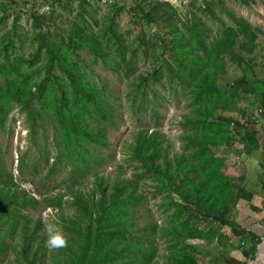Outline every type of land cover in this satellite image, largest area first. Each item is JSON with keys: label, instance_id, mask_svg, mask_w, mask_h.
Segmentation results:
<instances>
[{"label": "trees", "instance_id": "16d2710c", "mask_svg": "<svg viewBox=\"0 0 264 264\" xmlns=\"http://www.w3.org/2000/svg\"><path fill=\"white\" fill-rule=\"evenodd\" d=\"M94 1L80 0V16L83 17L87 7H97L101 2ZM235 1L249 6L253 0ZM147 4L151 7L147 8ZM113 6L115 16L108 18V23L98 37L86 31V22L82 19L81 24L76 21L70 23V37L61 41L49 38L43 30L42 23L47 21V16L38 9L33 11L32 24L37 28L34 39L36 46L29 56L21 53L12 55L9 51L15 45L16 20L12 28L1 36V125L5 117L2 109L16 103L27 120V134L36 141L38 130L35 127L41 125L39 121H43L44 117H48L53 126V146L57 157L64 158L74 168L95 161L93 153L108 147L109 130L116 124V113L108 99L106 87L99 85L79 67L77 50L87 51L102 62L109 56L101 47L114 53L112 59L119 62H131L135 53L133 51L130 56L127 55L124 37L115 29L116 17L122 11L115 4ZM166 6L177 14L170 2L161 0L136 4L132 12L153 25L159 24L156 21L161 20L170 31L171 39L167 42L163 38L158 50L160 55H168L164 66L169 85L181 89L188 99L186 105L189 110L182 114L179 124L185 128L181 137L184 146L190 147L188 156L193 160H187L185 152L171 149L161 136L162 132L156 128L152 132L148 129L135 131L133 141L128 145V153L130 159L138 163L144 172L162 182L159 188L168 189L166 204L176 208L173 215L182 219V212L186 211L200 223L210 226L208 230L201 231L182 219V225L173 226L171 233L177 234L185 242L211 240L215 234L211 226L223 221L226 226L234 227L233 208L241 198H249L244 189L234 182L235 169L227 165V156L224 154L234 146H243L248 152L264 150V141H259L260 134L264 132L263 127L259 130L264 118L263 108H260L259 117L251 115L253 119L249 118V111L238 105L244 85L238 80L229 81L223 86L219 84L220 78L226 75L225 57L228 56L238 65L251 86V92L262 103L264 79L259 77L253 58L259 46L260 29L236 14L225 0H192L190 35L187 36L176 22H171V12ZM216 6L222 8L234 24L220 27L208 40L203 34L207 26L200 12L214 14ZM6 18L5 14L0 16V29ZM142 45H145L144 42ZM38 61L41 63L35 66ZM162 75L159 66L149 74L138 77V82L132 84V106L137 101V108H146L151 104L153 100L148 99L150 83L161 81ZM24 160L22 157L18 166L20 172L26 166ZM178 177L179 184L174 186L173 182ZM261 178L264 179V165ZM96 179L100 196L96 198L97 202H92V208L87 194L73 192L68 187L73 197L72 204L83 216L76 217L75 221L70 220L71 233H66L67 243L62 247L65 262L60 263L58 258L56 262L141 264L135 258L128 263H115L117 256L129 255L138 250L128 240L123 243L116 241L121 240L120 235L124 236V231H129L126 225L121 228L122 223L118 219L119 213L134 206L130 199L132 194L121 184L129 181L117 179L109 192L107 186L102 184L104 178L97 176ZM174 194L180 200L173 198ZM44 201L52 207L60 204V198H46ZM33 202L37 203L35 198L27 196L12 176L5 174L0 167V253L8 247L4 246L3 237L14 234L19 228V256L23 264H39V260L38 263L35 260L45 241L44 235L40 236L37 227H31V221L20 212L21 208ZM6 224L9 226L4 227ZM187 249L172 251L164 264H201L193 255L195 249L189 246Z\"/></svg>", "mask_w": 264, "mask_h": 264}, {"label": "rangeland", "instance_id": "374dc122", "mask_svg": "<svg viewBox=\"0 0 264 264\" xmlns=\"http://www.w3.org/2000/svg\"><path fill=\"white\" fill-rule=\"evenodd\" d=\"M15 1L0 0V16L5 14L7 17L0 29V41L1 36L12 28L15 20L17 21L18 27L14 31L15 45L9 50L12 55L21 53L29 56L35 49L34 39L37 28L32 24L33 11L38 9L40 13L47 16V21L42 23L43 30L49 38L61 41L70 37V23L76 21L81 24L82 19L86 22V31L98 37L108 23V18L115 16L116 10L113 4L122 11L116 17L115 29L124 37L127 55L130 56L133 51L135 52L131 62L127 63L113 60L114 53L104 47L101 49L109 56L104 62L87 51L77 50L79 58L76 60L79 67L99 85L106 87L108 99L116 113V124L108 133V147L93 151L95 161L89 162L88 165L74 168L64 158L57 157V151L53 146V126L48 117H44L43 121H39L41 125L35 127L38 130L35 141L27 134V120L16 103H11L9 107L5 106V109H2L5 117L2 118V125L0 122V167L5 174L12 176L27 196L34 197L37 202L21 208L20 212L31 221V227H37L40 236L44 235L45 241L47 238L45 225L49 223L56 225L65 234H70V228H72L69 224L70 220L75 221L76 217L83 215L72 204L73 197L68 187H71L73 192L80 191L83 195L87 194L92 208L94 204L92 202H97L96 198L100 196L99 185L96 182L97 176L104 178L102 184L107 186L109 192L112 191L114 181L126 180L129 183L121 184L128 193L132 194L130 199L134 206L129 207L126 212L119 213L121 228L126 225L129 231H124V236L120 235L122 241H116L123 243L128 240L136 245L138 250L136 253L117 256L115 263L121 261L128 263L130 259L135 258L141 264H164L169 260L172 251L188 250L185 240L171 233L173 226H181L182 219L201 231H206L208 225L204 222L200 223L186 211L182 212V219L173 215L176 208L166 204L169 199L168 189L159 188L162 182L144 172L138 163L130 159L128 153V145L133 141L132 135L135 131L148 129L152 132L156 128L162 132L161 136L165 138L171 149L185 152V158L193 160L188 156L190 147L184 146L181 137L185 128L179 124L182 114L189 110L186 105L188 99L181 89L169 85L167 70L164 66L168 55L162 56L158 50V45L162 43L163 38L167 42L171 39L166 23L160 20L156 21V23L160 22L159 24L153 25L132 12L136 4H142L148 0H107L104 3L100 2L97 7H87L83 17L80 16V0ZM161 1L174 5V0ZM191 1L181 0L184 11L182 13L177 11L178 15L166 6L171 12V22H176L187 36L190 35ZM225 1L236 14L260 29L259 46L253 58L255 57L259 77L264 79V0H253L249 6L235 0ZM3 4H5L4 7ZM146 6L151 7L149 4ZM200 14L207 26L203 34L208 40L213 38L220 27L225 24H234V21L218 6L214 7V14L202 11ZM142 42L145 45H142ZM225 59L226 75L220 78L219 84L223 86L232 80L241 82L244 85V92L238 105L249 111V118L253 119L251 115L259 117L260 108L264 110L263 103L251 92V86L243 77L238 65L228 56ZM40 63L41 61H38L35 66ZM159 66L163 75L161 81L150 83L148 99L153 100L151 104L146 108H137L139 104L137 101L132 106V84L138 82L141 74H149ZM2 82L0 78V83ZM22 157L25 159L26 166L20 172L18 166ZM48 173H50L49 176H47ZM173 184L174 186L179 184V177ZM46 198L56 200L60 198V204L52 207L45 203ZM173 198L180 200L177 194H174ZM191 207L197 210L194 206ZM7 225L9 226L6 224L4 227ZM18 231L19 228L14 234L3 237L4 246L8 247L0 253V264H23L19 256ZM45 241L41 245V252L35 262L38 263L39 260V264H58L56 262L58 258L60 263H64L66 256L63 249H50Z\"/></svg>", "mask_w": 264, "mask_h": 264}, {"label": "crops", "instance_id": "0c3cea01", "mask_svg": "<svg viewBox=\"0 0 264 264\" xmlns=\"http://www.w3.org/2000/svg\"><path fill=\"white\" fill-rule=\"evenodd\" d=\"M262 103L264 105V95ZM260 127L264 130V118ZM259 141H264V132ZM224 155L227 165L235 169L234 182L249 198H241L233 208L234 227L217 221L211 226L215 231L213 239L185 243L195 249L193 255L201 264H264V179L261 178L264 150L248 152L243 146H234ZM205 225L208 230L209 224Z\"/></svg>", "mask_w": 264, "mask_h": 264}, {"label": "clouds", "instance_id": "9594fccd", "mask_svg": "<svg viewBox=\"0 0 264 264\" xmlns=\"http://www.w3.org/2000/svg\"><path fill=\"white\" fill-rule=\"evenodd\" d=\"M178 12H183V4L181 3V0H174L173 5ZM45 231H46V246L50 249H56V248H62L67 243V236L64 232L60 230L56 225L54 224H46L45 225Z\"/></svg>", "mask_w": 264, "mask_h": 264}, {"label": "built area", "instance_id": "2783aa9c", "mask_svg": "<svg viewBox=\"0 0 264 264\" xmlns=\"http://www.w3.org/2000/svg\"><path fill=\"white\" fill-rule=\"evenodd\" d=\"M107 0H101L102 3L106 2ZM256 121H258V119L255 118ZM260 120V119H259Z\"/></svg>", "mask_w": 264, "mask_h": 264}]
</instances>
